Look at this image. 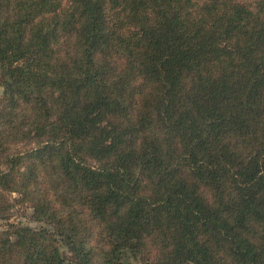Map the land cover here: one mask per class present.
Instances as JSON below:
<instances>
[{
  "label": "trees",
  "instance_id": "trees-1",
  "mask_svg": "<svg viewBox=\"0 0 264 264\" xmlns=\"http://www.w3.org/2000/svg\"><path fill=\"white\" fill-rule=\"evenodd\" d=\"M0 85V264H264V0H0Z\"/></svg>",
  "mask_w": 264,
  "mask_h": 264
},
{
  "label": "rangeland",
  "instance_id": "rangeland-1",
  "mask_svg": "<svg viewBox=\"0 0 264 264\" xmlns=\"http://www.w3.org/2000/svg\"><path fill=\"white\" fill-rule=\"evenodd\" d=\"M3 93V88L0 85V96ZM32 209L30 208H20V210H15L11 213V218L8 220L9 222H16L22 225H28L34 228H38L42 225V223L37 222L32 216ZM6 220L0 219V229L3 228ZM134 264H137L134 258L130 259Z\"/></svg>",
  "mask_w": 264,
  "mask_h": 264
},
{
  "label": "water",
  "instance_id": "water-1",
  "mask_svg": "<svg viewBox=\"0 0 264 264\" xmlns=\"http://www.w3.org/2000/svg\"><path fill=\"white\" fill-rule=\"evenodd\" d=\"M189 264H194V263H189Z\"/></svg>",
  "mask_w": 264,
  "mask_h": 264
}]
</instances>
